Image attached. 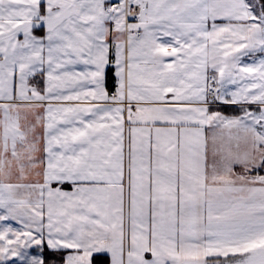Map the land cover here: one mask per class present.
Wrapping results in <instances>:
<instances>
[{
  "label": "snow or ice",
  "instance_id": "snow-or-ice-1",
  "mask_svg": "<svg viewBox=\"0 0 264 264\" xmlns=\"http://www.w3.org/2000/svg\"><path fill=\"white\" fill-rule=\"evenodd\" d=\"M0 264H264V0H0Z\"/></svg>",
  "mask_w": 264,
  "mask_h": 264
}]
</instances>
